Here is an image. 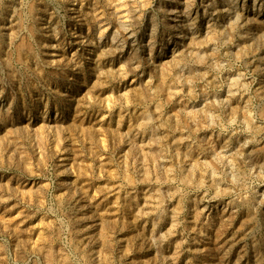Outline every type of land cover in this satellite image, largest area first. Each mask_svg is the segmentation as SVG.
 Wrapping results in <instances>:
<instances>
[{
	"label": "rangeland",
	"instance_id": "374dc122",
	"mask_svg": "<svg viewBox=\"0 0 264 264\" xmlns=\"http://www.w3.org/2000/svg\"><path fill=\"white\" fill-rule=\"evenodd\" d=\"M0 264H264V0H0Z\"/></svg>",
	"mask_w": 264,
	"mask_h": 264
}]
</instances>
